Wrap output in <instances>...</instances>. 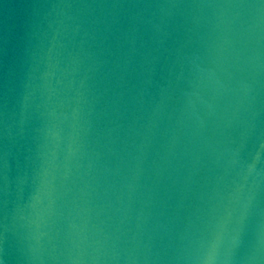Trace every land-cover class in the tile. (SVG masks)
I'll return each mask as SVG.
<instances>
[{
  "label": "water",
  "instance_id": "95a60500",
  "mask_svg": "<svg viewBox=\"0 0 264 264\" xmlns=\"http://www.w3.org/2000/svg\"><path fill=\"white\" fill-rule=\"evenodd\" d=\"M0 264H264V0H0Z\"/></svg>",
  "mask_w": 264,
  "mask_h": 264
}]
</instances>
